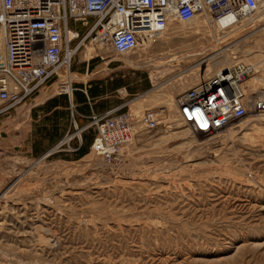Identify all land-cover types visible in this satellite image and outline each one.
Instances as JSON below:
<instances>
[{
  "label": "rangeland",
  "instance_id": "1",
  "mask_svg": "<svg viewBox=\"0 0 264 264\" xmlns=\"http://www.w3.org/2000/svg\"><path fill=\"white\" fill-rule=\"evenodd\" d=\"M70 26L75 47L86 32ZM102 47L87 39L75 54L147 70L167 97L159 125L136 126L107 164L91 150L31 156L30 135L1 117L0 264H264V114L200 136L175 108L176 95L238 65L253 67L246 94L264 99V8L230 29L204 15L171 22L130 55Z\"/></svg>",
  "mask_w": 264,
  "mask_h": 264
},
{
  "label": "built area",
  "instance_id": "2",
  "mask_svg": "<svg viewBox=\"0 0 264 264\" xmlns=\"http://www.w3.org/2000/svg\"><path fill=\"white\" fill-rule=\"evenodd\" d=\"M259 8L260 0H0V116L50 81H69L70 62L87 39L130 55L146 48L171 22L187 25L204 15L219 26L252 17ZM72 22L86 32L75 47L80 32ZM252 72L248 65L228 67L188 88L175 99L177 118L194 133L212 136L249 114H264V99L246 94L243 81ZM159 110L94 116L91 152L107 164L115 162L133 141L136 126L157 128L164 113Z\"/></svg>",
  "mask_w": 264,
  "mask_h": 264
},
{
  "label": "crops",
  "instance_id": "3",
  "mask_svg": "<svg viewBox=\"0 0 264 264\" xmlns=\"http://www.w3.org/2000/svg\"><path fill=\"white\" fill-rule=\"evenodd\" d=\"M83 51L70 62L69 81H50L24 104L0 116H6L1 124L16 128L20 139L30 135L31 156L50 148V155L66 152L77 160L90 150L96 134L91 126L94 116L166 108L167 97L156 93L147 70L120 64L106 51L88 57Z\"/></svg>",
  "mask_w": 264,
  "mask_h": 264
},
{
  "label": "bare ground",
  "instance_id": "4",
  "mask_svg": "<svg viewBox=\"0 0 264 264\" xmlns=\"http://www.w3.org/2000/svg\"><path fill=\"white\" fill-rule=\"evenodd\" d=\"M261 2H262V4H261V9H262V7L264 8V0H261ZM198 17H196V19H197ZM196 19H194V21L196 20ZM193 21V22H194ZM237 23V21H235L234 23H231V22H228L227 20L226 21H224V22H221V24H219V27L221 28V29H230L232 26H234L235 24ZM149 46V43L147 44V46H146V48ZM99 47H101L100 45H99ZM103 48V47H102ZM145 49V48H144ZM84 52V51H83ZM222 70L224 69V68H221ZM220 71V70H219Z\"/></svg>",
  "mask_w": 264,
  "mask_h": 264
},
{
  "label": "trees",
  "instance_id": "5",
  "mask_svg": "<svg viewBox=\"0 0 264 264\" xmlns=\"http://www.w3.org/2000/svg\"><path fill=\"white\" fill-rule=\"evenodd\" d=\"M86 154V152L85 153H83L81 156H84Z\"/></svg>",
  "mask_w": 264,
  "mask_h": 264
}]
</instances>
